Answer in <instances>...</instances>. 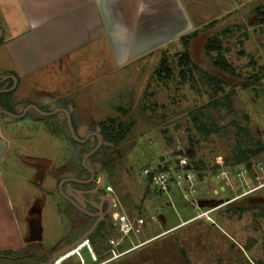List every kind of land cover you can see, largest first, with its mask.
<instances>
[{"label": "rangeland", "instance_id": "1", "mask_svg": "<svg viewBox=\"0 0 264 264\" xmlns=\"http://www.w3.org/2000/svg\"><path fill=\"white\" fill-rule=\"evenodd\" d=\"M257 6L264 0L245 2L212 25L197 27L186 46L180 36L124 67L100 64L93 75H74L69 89L50 101L24 88L0 92V105L9 112L28 104L45 112L62 105L79 138L102 127L116 136L128 127L117 141L101 135L104 147L86 160L98 177L103 174L101 188H110H105L112 207L103 236L87 241L89 250H79L83 259L73 254L57 264H264V149L250 157L252 169L243 174H236L241 166L225 167L221 178L215 166L220 158L231 161L238 145L255 148L257 140L264 145V21L259 22ZM5 13L0 11V22ZM213 35L233 73L213 65L216 51L205 53L204 43ZM183 53L188 63L179 60ZM162 64L170 71L167 77H161ZM194 113L210 129L207 134L196 128ZM66 125L61 113L0 115V138L8 145L0 155V253L51 251L88 224L61 197L57 181L82 171L81 157L96 138L77 142ZM199 160L202 168L195 167ZM186 165L194 177L191 192L173 183L166 189L148 183L149 171L170 173ZM112 214L145 219L141 233L131 234L119 251L145 242L110 258L106 239L118 228ZM17 234L25 238L23 248ZM30 260L0 254V264Z\"/></svg>", "mask_w": 264, "mask_h": 264}, {"label": "crops", "instance_id": "2", "mask_svg": "<svg viewBox=\"0 0 264 264\" xmlns=\"http://www.w3.org/2000/svg\"><path fill=\"white\" fill-rule=\"evenodd\" d=\"M0 1L7 18L0 22V78L14 77L10 91L24 88L50 101L74 75H93L100 64L124 67L251 0ZM17 236L23 248L25 238Z\"/></svg>", "mask_w": 264, "mask_h": 264}, {"label": "flooded vegetation", "instance_id": "3", "mask_svg": "<svg viewBox=\"0 0 264 264\" xmlns=\"http://www.w3.org/2000/svg\"><path fill=\"white\" fill-rule=\"evenodd\" d=\"M2 78H0V82L3 81ZM1 88H7V87H1V85H0V89ZM58 107H60V106H56V108H58ZM0 109H3L1 105H0ZM31 110L33 112H37L34 109L29 108L25 112H24V109L21 112L10 111V113H12L14 115H20L21 114V116H19V117L12 116V115H9V116L14 117V118H20L23 115H25L28 111H31ZM56 113H61V118H64L65 123H66V118H65L64 113H62V112H56ZM0 115H3V114H0ZM5 115H7V114H5ZM67 130H68V128H67ZM68 133H69V131H68ZM93 137H95V136H93ZM0 139L2 140V145L0 148V155H2V153L5 150H8V148H7L8 145L6 144V142L2 138H0ZM80 167L82 169L81 172H75V173L70 174L68 176H64V177L60 178L57 181V183H59V181L64 179V178L68 179V181H66L62 184L61 190H62L63 194H60V195L65 201L69 202L72 206H74V203H72V201H73L76 203V205H78L80 207V208H77L74 206L79 212H81L85 217H87L89 219L88 224L83 227L81 233L77 237H75V239L68 241V242L64 243L63 245H59L57 248H55L51 251H44V252L41 251V253H38L37 250H35L34 248H31V250H29V251H20L18 253L16 252V255H12V256L8 255V254L3 255L6 258H22V259L23 258H30L31 259L29 262H20V263H11V264H46L48 262L50 256H51V254H53L54 252L58 251L59 249L67 246L68 244H70L71 242L76 240L80 235H82L84 232H86L94 223H96L94 228L89 232V234L87 235V237L85 239H83L80 243L76 244L75 246H73L72 248L69 249V250H71V249L78 247L80 245L77 248V252L79 255H80L79 250L82 247H85L89 250L87 241L91 240L90 235L93 234V232L97 229V227L99 225H102V227L104 226V223L106 222V220L109 217L110 210L112 207V203H111V199H110V197L107 194V191L105 189L106 185H104L103 189L101 188L103 180L99 184L100 176L99 177L97 176L96 170L93 169V166H89L92 169V173H93L92 179L90 182L85 183V184L82 183L81 180L87 179L90 176V172L88 170H86L83 166H81V164H80ZM69 250H67V251H69ZM67 251H65L64 253H66ZM88 253H89V256H91V254H90L91 252L88 251ZM73 254H75L78 257L77 253L73 252L72 254H70L67 257L62 258V259H66L67 261H70L72 259ZM60 257L58 259H54L50 264H57L58 262H60V260H62ZM79 257L81 259H83L81 256H79ZM92 259L95 260L96 257L93 256Z\"/></svg>", "mask_w": 264, "mask_h": 264}, {"label": "trees", "instance_id": "4", "mask_svg": "<svg viewBox=\"0 0 264 264\" xmlns=\"http://www.w3.org/2000/svg\"><path fill=\"white\" fill-rule=\"evenodd\" d=\"M262 7V10H260V8ZM255 11L260 15L259 17V22L264 21V6H257L255 8ZM215 22V20H212L210 22H208L207 24L203 25V26H209L212 25ZM198 33L197 29H194L193 31L186 33L184 35L181 36V38L183 39V44L184 46L187 45L189 39L195 37ZM204 51L206 54H210L211 51H216V55L215 56H210L212 63L214 66L218 67L219 69L226 71L228 73H233V67L231 66V64L228 63V61L225 59L224 56H222L221 54V44H220V40L218 39V37L216 35H213L211 37H209L205 43H204ZM181 60V62L183 63H188V56L186 53H183V55L181 56V58L179 59ZM164 59H161V62H163ZM162 71L164 74L161 75V77H167L169 75V69L162 64ZM193 67H197L195 64H193ZM160 75V74H159ZM264 75V73H263ZM209 78H212L211 75H208ZM258 77H256L254 80H257ZM219 81V80H217ZM217 100L214 101V104H216ZM229 101L226 100L224 103L221 102V104H228ZM193 119L195 121V126L198 130H202L204 131L205 134H207L210 129H208L204 123H202L199 120L198 117V113H194ZM120 125H122V123H120ZM127 126L124 127V129L119 128L118 133L116 134V136H114L111 132L109 133H103V127L101 128V132L99 133L100 135H102V137L104 138L105 136L108 138L109 141H117L118 139L122 138L125 134V132L127 131ZM101 137V138H102ZM257 146L255 148H249V149H244L241 148L239 145L234 149V151L232 152L231 155V161H224V166L225 167H229L231 171H235L239 166L245 168L246 170H250L252 169V163L250 161V157L261 152L264 149V145L261 143V141L257 140L256 141ZM104 147V145H101L99 149H97L95 151L94 154L98 153L100 151V149H102ZM199 164V165H198ZM203 162L202 161H198L197 165H195L196 168H202ZM216 167H219L218 165H215ZM190 166L186 165L185 169H189ZM164 168L160 169L163 170ZM152 174V171L148 172L146 174L148 183H150V176ZM102 229V225H99L97 227V229L93 232L92 235H90L91 238V242L94 243V241L99 237V236H103L100 232ZM13 251H4L3 253H0L2 255H6L8 253H11Z\"/></svg>", "mask_w": 264, "mask_h": 264}, {"label": "built area", "instance_id": "5", "mask_svg": "<svg viewBox=\"0 0 264 264\" xmlns=\"http://www.w3.org/2000/svg\"><path fill=\"white\" fill-rule=\"evenodd\" d=\"M216 162H217V165L219 166L218 168H220L219 173L217 175L222 178L225 175V171H226L224 163H223V159L220 158ZM242 170L246 171V169L243 168V169L239 170L238 172H236V174L237 175H238V173L243 174ZM260 170H261V167H260ZM172 172H173V175H171ZM172 172L169 173L164 169L163 170H157L156 172H152V174L150 176V183H152L155 187H158L160 189H166L169 187V183H173V184L177 185L178 187L184 186V189H187V191H189V192L193 191L194 177L191 174V172H189V170H187V169L179 170V171L174 170ZM254 178H257V176H255ZM259 184H260V182L255 184L253 187H251L250 190H255L258 186H260ZM105 188L107 190L110 189L108 185H106ZM243 194H245V192L235 194L232 199L237 198ZM226 201H228V200H225V202ZM112 219L115 223H118V228L116 229V231H117L116 235H114V236L109 235L106 239L107 240V246H108V249L106 252H108V254L110 255V258H113L115 256L123 254L126 251L136 247L140 243L145 242V240H144V241H140L138 244L132 243L131 245L124 247L122 250L119 251L118 247L119 246L121 247V245H123L125 243L126 239H129L131 234L138 235L139 233H141L142 226L144 224L145 219H144V216H142L140 214H137L133 217L131 216L130 218L126 217L124 219L118 218V215L112 214ZM78 247H75V248L67 251L60 258L61 259L65 258L68 255L72 254L73 252H76L77 255L79 256V254L77 252ZM79 260H81L80 257H79Z\"/></svg>", "mask_w": 264, "mask_h": 264}, {"label": "water", "instance_id": "6", "mask_svg": "<svg viewBox=\"0 0 264 264\" xmlns=\"http://www.w3.org/2000/svg\"><path fill=\"white\" fill-rule=\"evenodd\" d=\"M6 78H10L12 80V85L10 87H7V88H1L0 89V92H7V91H10L11 89L14 88L15 84H16V81L14 79V77L12 76H4L2 79H6ZM34 109L35 111H37L38 113L42 114V115H50V114H53V113H56V112H62L64 113L65 115V118H66V123H67V128H68V131H69V134L71 135L72 139H74L75 141L77 142H84L88 137L90 136H95L96 137V143L95 145L89 149L87 152H85L81 158V165L90 172V176L87 178V179H84V180H81L82 183H88L91 181L92 179V176H93V173H92V169L87 166L86 164V160L87 158L92 155L100 146L101 144V135L98 133V132H89L88 134H86L83 138H79L76 136L73 128H72V125L70 123V116H69V113L68 111L63 108V107H58L52 111H49V112H45V111H42L40 110L36 105L34 104H28L24 107V112L27 110V109ZM0 114H7V115H12V116H21L20 115H14L12 113H10L9 111L7 110H4V109H0ZM1 145H2V140L0 139V148H1ZM103 180V174L101 173L100 174V181H99V184L102 182ZM68 181V179L64 178L62 180L59 181L58 183V191L60 194H63L62 193V190H61V187H62V184L64 182ZM72 203H74V206L77 207V208H80L78 205H76L75 202L72 201ZM96 223H94L86 232H84L82 235H80L76 240H74L73 242H71L70 244H68L67 246L59 249L58 251L54 252L53 254H51L48 262L46 264H50L54 259H58L65 251L69 250L70 248H72L73 246H75L76 244L80 243L83 239H85L87 237V235L89 234V232L94 228ZM69 260V259H68Z\"/></svg>", "mask_w": 264, "mask_h": 264}]
</instances>
